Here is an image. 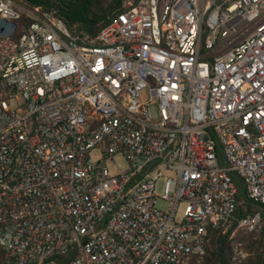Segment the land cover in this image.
Returning a JSON list of instances; mask_svg holds the SVG:
<instances>
[{
	"label": "built area",
	"instance_id": "2783aa9c",
	"mask_svg": "<svg viewBox=\"0 0 264 264\" xmlns=\"http://www.w3.org/2000/svg\"><path fill=\"white\" fill-rule=\"evenodd\" d=\"M236 177L264 205V0H122L96 33L0 0L4 264H206L232 221L251 264Z\"/></svg>",
	"mask_w": 264,
	"mask_h": 264
},
{
	"label": "trees",
	"instance_id": "16d2710c",
	"mask_svg": "<svg viewBox=\"0 0 264 264\" xmlns=\"http://www.w3.org/2000/svg\"><path fill=\"white\" fill-rule=\"evenodd\" d=\"M18 1V0H16ZM25 5H41L54 8L69 23L96 33L107 21L109 16L121 4L122 0H21ZM236 180V179H235ZM238 185L236 206L233 211L234 218H240L250 213L259 211L264 219V205L250 200L241 184ZM235 222L232 221L225 232L221 229L210 231L211 241L206 264H227L229 255L228 236ZM246 247L250 251L251 264H264V228L258 239H246ZM0 264L2 252L0 250ZM65 264V263H64Z\"/></svg>",
	"mask_w": 264,
	"mask_h": 264
},
{
	"label": "rangeland",
	"instance_id": "374dc122",
	"mask_svg": "<svg viewBox=\"0 0 264 264\" xmlns=\"http://www.w3.org/2000/svg\"><path fill=\"white\" fill-rule=\"evenodd\" d=\"M201 51H202V52L205 51V50L203 49V46H201ZM203 58H205V57H202V59H203ZM90 155H91L92 158H96V157L98 156V153H97L96 151H93V152H91ZM115 160H116V162L119 164V166H120L121 168H124V166L126 165V163H125V161H124V159H123V157H122L121 155H117V156H115ZM106 165L108 166V168H109L110 171H114V170H115V168L113 167V165H112L111 162L106 161ZM163 172H164V170H163ZM163 172H162V173H163ZM163 174H165V172H164ZM235 179H236L237 183L241 184V181H240L237 177H236ZM161 186H162V177H159V178L157 179V184H156V188H155V189H156V192H157L158 194L161 193ZM156 206L164 210V209L166 208V203L163 202V201H161L160 199H158L157 202H156ZM182 208H183V204H179V206H178V208H177V212H176V219H178V218L180 217V214H181V212H182ZM229 225H230V224H229ZM229 225L225 228V231L227 230V228L229 227ZM238 236H240L239 238L243 240L245 246H246V243H247V242H246V239H247L248 237H249L250 239H252V240H256V239L259 238V237L254 238V237H252L251 235H249V234H245V233H242V232H239ZM246 248H247V247H246Z\"/></svg>",
	"mask_w": 264,
	"mask_h": 264
}]
</instances>
